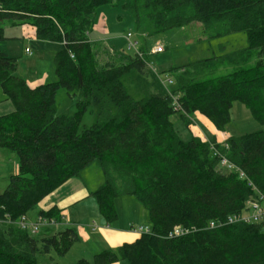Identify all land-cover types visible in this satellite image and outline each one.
I'll list each match as a JSON object with an SVG mask.
<instances>
[{"label":"trees","instance_id":"16d2710c","mask_svg":"<svg viewBox=\"0 0 264 264\" xmlns=\"http://www.w3.org/2000/svg\"><path fill=\"white\" fill-rule=\"evenodd\" d=\"M114 4L130 12L142 35L197 23L209 37L243 32L246 45L172 68L174 90L134 99L122 80L146 73L143 51L100 64L89 39L97 8ZM4 19L31 25L36 39L58 48L54 80L35 87L16 74V58L0 50V89L12 104L0 115V149L18 164L0 193V264H42L38 255L62 256L79 241L72 227L35 236L15 222L90 164L103 173L91 194L105 221L117 218L114 199L130 195L147 210L149 232L74 264H264L263 220L225 223L264 196V60H250L264 51V0H0V41ZM59 89L76 99L72 114L57 113ZM235 101L261 129L219 144L183 140L170 121L176 112L188 125L199 113L221 131ZM86 111L94 121L82 126ZM211 145L226 146L221 150L245 178L221 166ZM39 217L58 220L59 213L40 210ZM211 221L216 225L208 228ZM176 226L189 232L169 235Z\"/></svg>","mask_w":264,"mask_h":264},{"label":"rangeland","instance_id":"374dc122","mask_svg":"<svg viewBox=\"0 0 264 264\" xmlns=\"http://www.w3.org/2000/svg\"><path fill=\"white\" fill-rule=\"evenodd\" d=\"M1 24L4 28V35L8 38L0 41V50H6L9 56L16 58L20 74L21 72L24 73V69L32 64L36 66V69L42 70H50L53 67L52 60H48V55L43 53L41 47L37 44L39 40L37 41L34 38L30 41L28 39L27 33L24 32L27 31L28 26L12 25L7 19H4ZM127 32L132 33V39L137 42V48L143 51V59L146 63V73L140 74L136 71H131L123 77L124 88L127 94L134 99L155 93L164 94L166 89L169 91L174 90L176 85L171 71L172 68L199 59L221 56L246 45L243 32L209 37V34L197 23L149 36L142 35L135 27L130 12L121 4L102 5L96 10L93 28L90 32V38H96L99 41L98 43H100H94L97 59L100 64L108 60H115L114 54H110L106 48L101 46V43H107V40L111 36L118 38L120 42L121 40L123 41L120 47L115 49L117 53L134 55V50L127 48V42L124 38ZM156 46L163 48V52L151 54L150 49ZM25 47L30 48L33 54L27 56L23 50ZM250 55L252 62L256 61L257 57H262V60H264V51L259 54L253 51ZM241 58L242 56L238 57L237 60ZM228 68H219L216 72L217 74L226 73L231 70ZM164 77L166 78L165 84L162 82L165 80ZM55 100L57 113L72 114L75 111L76 99L69 98L63 89H59L56 92ZM191 118L193 119V116ZM93 121V113L91 114L86 111L80 125L89 126ZM170 121L177 134L183 140H187L190 137L189 128L191 124L194 129L196 128L209 136L206 127L202 123L193 120L194 123L186 125L179 113H172ZM261 128L262 125L253 118L250 111L241 102L235 101L230 110L229 121L223 130L218 133L224 137L240 136L245 133L255 132ZM14 158L13 154L0 152V193L7 186ZM79 178L72 177L70 179H76L75 182L78 187H80V184H84L87 190H95L104 182L103 173L96 164H90L82 169L79 173ZM80 198L74 205H62L63 209H61L59 214L61 220L56 225L49 226V231L52 232L66 227L74 228L79 237V242L74 244L62 256L57 255L53 251L50 255H38V262L42 264H74L81 258L92 261L96 253L114 250L117 247V245H114L112 238H106L100 233V230L103 229L102 227L107 222L99 213L95 198L93 196L86 198L80 196ZM41 205L42 202L27 211L26 216L29 220L33 221L38 217ZM114 205L117 218L108 223L111 232H114L115 229H120L124 233H130L133 230L132 228L137 229L140 226L149 225L147 210L133 196H119L114 199ZM90 226H97L98 229L96 232L90 231ZM261 229L264 231V220ZM34 235H43L42 230ZM117 240L119 242H128L129 237L127 234H122Z\"/></svg>","mask_w":264,"mask_h":264},{"label":"crops","instance_id":"0c3cea01","mask_svg":"<svg viewBox=\"0 0 264 264\" xmlns=\"http://www.w3.org/2000/svg\"><path fill=\"white\" fill-rule=\"evenodd\" d=\"M26 25L28 26L26 29L27 31H24L27 33L28 39H30V41H32V39H36L35 37V31L34 28L29 25V24H22L19 26H23ZM5 38L7 39L8 37L5 36ZM89 39L92 43H98L99 41L96 40V38H90L89 35ZM5 40V39H4ZM38 41V39H36ZM39 46L41 47V50L43 51V53H45L46 55H48V60H52L54 52L56 51V49L58 48V44L54 43V42H50V41H44V42H40V40L38 41ZM123 43V41L121 40V42L119 41L118 38H114V36H111L108 40L107 43H101L103 48H106L108 50V52H110V54H114V55H119V53L116 52V48L120 47V45ZM100 44V43H98ZM26 49L28 51H26ZM25 54H27V56L32 55L33 53L31 52L30 48L25 47L24 49ZM3 52L7 53L6 50H3ZM163 52V51H162ZM161 53V52H160ZM38 61V60H37ZM53 63V62H52ZM36 66H34V64H32L31 66H29L28 68L24 69V73L21 72L20 74V70L18 69V67H16V74L22 78H24L27 82V84L30 87H35L38 86L40 84H43L47 81H53L54 80V72H53V67L49 70H42L39 68H35ZM12 111V104L6 99L5 95L3 94L2 90L0 89V115L8 113ZM193 119L190 117V124L194 123L193 120L198 121L199 123H202L204 127H206L207 129V133L209 136H207L206 134H204L203 132H201L200 130H197L196 128L194 129L193 125H190L189 128V133L190 135L199 137L201 140L203 141H215L216 143H223L225 141V139L227 137L222 136L219 130H217L214 125L204 116H202L199 113H194L193 115ZM229 137V136H228ZM0 152H4L6 154H9L8 152L4 151L1 149ZM14 162L11 168V172L9 174V176L11 174L16 173L17 171V159L16 157L13 160ZM76 179H80L79 176L75 177ZM76 179H69V181H66L62 186H60L58 189H56L54 192H52L51 194H49L48 196H46V198L43 200H41L38 204H40L42 202L41 208L40 210L42 211H48L51 208H55L57 209L58 213L60 214L61 209H63L61 206L62 205H74L77 201H79L80 196L81 197H89L92 196V191L93 190H87L86 186L84 184H80V187H78L76 185L75 180ZM80 181V180H79ZM81 182V181H80ZM82 183V182H81ZM78 196V197H77ZM61 203V204H60ZM39 216V215H38ZM37 219V218H36ZM34 219V220H36ZM61 217L59 216V219L57 221H60ZM103 229L100 230V233L104 236V237H108V238H112L114 241V245L119 246L120 244L124 243V242H119V237L123 234H127V236L129 237V241L131 242L133 241L138 235L139 233L131 230L130 233H124L123 230L120 229H115V231L111 232L109 229V224L106 223L103 227ZM98 229L97 226H90L89 230L90 231H95ZM40 230H42V234H51L52 231H49V226L47 227H42ZM98 234V232H97ZM79 242V241H78ZM76 244V243H75ZM115 247V246H114ZM111 264H126V262L124 261H118V262H114Z\"/></svg>","mask_w":264,"mask_h":264},{"label":"built area","instance_id":"2783aa9c","mask_svg":"<svg viewBox=\"0 0 264 264\" xmlns=\"http://www.w3.org/2000/svg\"><path fill=\"white\" fill-rule=\"evenodd\" d=\"M126 42H127V48L133 49L134 52L141 55L139 49L137 48V42L132 39V33L127 32L124 36ZM26 51H28L26 49ZM163 50H161L160 46H156L150 50L151 54L160 53ZM169 81V80H168ZM166 82V79L164 80V83ZM170 93V91H168ZM172 106L177 109L178 108V101L176 96H172ZM223 149H227L226 146L221 147ZM221 148H217L213 145H211L212 154L213 156H216L219 164L223 167H226L228 170H235L239 172L240 178L244 179V174L239 171L232 163L228 161L226 158L225 153L221 150ZM248 210L242 213H237L232 216H229L226 218L225 223L226 224H233L238 222H244V223H252V222H260L264 220V196L259 195L258 200L250 201L248 202ZM4 221L9 222V217L5 216ZM58 221L52 218H44V217H37L36 220H29L26 215H21L15 222V224L22 230L28 231L30 234L34 235L37 232L40 231L42 227L52 226L56 225ZM215 223L213 221L208 223V228L215 227ZM134 231L138 233H147L149 232L148 226H140L137 229H134ZM189 232V228L176 226L173 228V230L169 233V235H184Z\"/></svg>","mask_w":264,"mask_h":264}]
</instances>
